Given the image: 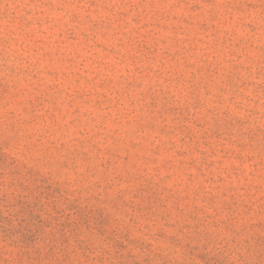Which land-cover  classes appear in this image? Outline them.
<instances>
[{
	"label": "rangeland",
	"instance_id": "obj_1",
	"mask_svg": "<svg viewBox=\"0 0 264 264\" xmlns=\"http://www.w3.org/2000/svg\"><path fill=\"white\" fill-rule=\"evenodd\" d=\"M0 264H264V0H0Z\"/></svg>",
	"mask_w": 264,
	"mask_h": 264
}]
</instances>
